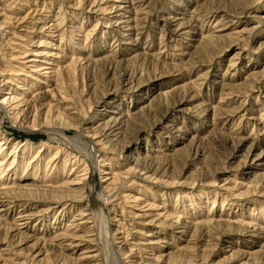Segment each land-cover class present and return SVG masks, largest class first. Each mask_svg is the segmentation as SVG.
<instances>
[{
  "label": "rangeland",
  "instance_id": "374dc122",
  "mask_svg": "<svg viewBox=\"0 0 264 264\" xmlns=\"http://www.w3.org/2000/svg\"><path fill=\"white\" fill-rule=\"evenodd\" d=\"M119 1L0 0V264H264V0Z\"/></svg>",
  "mask_w": 264,
  "mask_h": 264
},
{
  "label": "bare ground",
  "instance_id": "6f19581e",
  "mask_svg": "<svg viewBox=\"0 0 264 264\" xmlns=\"http://www.w3.org/2000/svg\"><path fill=\"white\" fill-rule=\"evenodd\" d=\"M134 1H139V0H120L119 2H118V4L116 5V7H115V18L116 19H114L115 21H114V27H115V30H116V34H117V37H119V39L120 40H122V43L123 42H125V43H127L129 46H132L133 44H135V42H136V38L138 37V35H140L141 33H139V29H140V26L136 23V21H134V20H136L135 18H137V17H135L134 18V13H135V8H134V6H133V2ZM149 1V0H148ZM136 4H138V3H136ZM137 11V10H136ZM146 15H148L147 13H140L139 14V17H138V19H140V21H138V22H140V23H145V18H142L141 19V17H143V16H146ZM262 20H264V17H262L261 18ZM166 20H169V18H167ZM178 18H170V23L172 24V26L173 27H175V26H177L178 28L176 29V31L177 30H179V31H182V30H180L181 29V27H182V25H183V23L182 24H179V23H177L178 22ZM228 26H230V25H228ZM227 26V27H228ZM171 27V26H170ZM221 31H222V29H221ZM211 41V40H210ZM121 42V41H120ZM212 42V41H211ZM124 45V44H123ZM207 72V71H206ZM205 73V72H204ZM165 93V92H164ZM114 113H116L118 116L117 117H115L116 115H114L113 117H111V118H109L106 122H104L103 124H100V126H102L100 129H101V132H102V135H101V137H103V139H101L100 141L99 140H96V139H98V137L99 138H101L100 136H97L98 134H97V132L96 131H94V129L95 128H86V131L91 135V138L92 139H90V140H92V142L93 143H95V146H96V153H98L99 155L101 154V153H103L104 151H106L107 149H109V148H107L108 146H110L109 145V143L110 142H112V141H114V140H110L111 139V137L110 138H108L107 137V135H110L111 133L113 134V135H111L113 138H115L118 134H119V127L116 125V123L117 124H120V123H122L124 120H122V119H124L125 117H127L128 115H130V113H127L126 111H125V113H118V112H114ZM252 118V117H251ZM255 120V119H254ZM111 124H113V126H111ZM98 126V125H97ZM96 126V127H97ZM95 132V133H93V132ZM45 132H47V135L49 134L50 135V137L51 138H53V139H58V140H60V141H62V142H64V143H66V144H68L70 147H71V149H72V151H73V163H75V161H76V159H77V157H80V158H82V160H84V162L85 163H90V167L92 168V162H93V159L95 160V156H96V153H95V151L94 152H91L89 149H88V146H87V143H83V140L81 139V135H79V133L78 134H76V135H71V136H69V135H67V133H65L63 130H60V131H52L51 129L50 130H47V131H45ZM50 132H52V133H50ZM83 135V134H82ZM103 140H107L106 142H104ZM86 142V141H85ZM47 145V144H46ZM89 145V144H88ZM29 147V146H28ZM107 148V149H106ZM111 150V149H110ZM105 155V154H104ZM71 156V157H72ZM6 159V158H5ZM143 160H147V158L146 157H143L142 158ZM64 161H66V160H64ZM133 161H137V158L135 159V160H133ZM81 162V161H80ZM83 162V163H84ZM23 164V163H22ZM95 165V164H94ZM48 165H46V167H47ZM255 166H258V167H261L262 169L264 168V154H263V156H260V157H258V161H257V163H255ZM65 166H63L62 168H64ZM90 168V169H91ZM93 169V168H92ZM45 170H46V168H45ZM61 170V169H60ZM34 175V177L35 178H33V180H40V178L41 177H39L38 175H37V173H35V174H33ZM37 177V178H36ZM46 179L47 178H42L41 180L42 181H46ZM55 183V182H54ZM56 184L57 183H55V184H53L52 186L51 185H48V186H43V187H45V188H48V189H50L51 190V193H53V194H60V196H58V195H56L55 196V198L54 199H56V200H58V201H64V200H68V201H71L70 199H66V198H64V197H61V189L64 187V185H62V186H60V185H57L56 186ZM55 185V186H54ZM13 186V185H12ZM20 186H17V188H11V189H7V188H5V189H0V195H1V192H8L9 190H12V192H13V189H18ZM32 187H34V186H32ZM36 188H42V186H35ZM53 187V188H52ZM21 188H25V187H21ZM72 191V190H71ZM91 193V192H90ZM80 201V200H79ZM238 205V204H237ZM241 205V204H240ZM240 205H238V206H240ZM25 213V212H24ZM79 216H81V215H83V212L80 210V213L78 214ZM26 215H19L18 217L19 218H23L22 220H24V219H26V217H25ZM25 217V218H24ZM227 218H229L228 216H227ZM110 221V220H109ZM226 221V223H229V221L226 219L225 220ZM88 223H91L90 222V218H87V220H84L83 222H81V223H77L76 225L74 224V223H72L71 225H74V226H72L71 228L68 226V228H70V229H73V228H76V226H78L79 224H88ZM219 224V223H223V222H221V220H212V219H210L209 220V224ZM251 222H249L248 221V225L250 224ZM18 224V223H17ZM16 224V225H17ZM18 225H22V223L21 224H18ZM104 226V225H103ZM102 226V227H103ZM106 227H107V225H106ZM105 227V228H106ZM67 228V229H68ZM85 231L83 232L84 233V235L83 236H81V237H79V236H76L74 233H71L70 235H69V237H72L73 239H80L81 241H85V242H87L89 245H92V240H91V235H92V233H91V231H90V229H91V227L89 226L88 227V225H86L85 227ZM107 229V228H106ZM69 230V229H68ZM104 231V230H103ZM105 232V231H104ZM104 232H102V234L104 233ZM107 233V232H106ZM105 233V235H107ZM89 234V235H88ZM116 234H118L116 231H114V234L113 235H116ZM104 235V234H103ZM105 237V236H104ZM107 237V236H106ZM97 239V238H96ZM104 239V238H103ZM106 239V238H105ZM108 239V238H107ZM117 238H115V237H113V240L115 241ZM123 242H121V243H123V245L125 244V240L123 239L122 240ZM151 244V242L150 243H148V245H150ZM93 246V245H92ZM74 247V246H73ZM129 251H132L131 249L129 250ZM129 253H131V252H129ZM125 254V253H124ZM131 254H129V256H130ZM90 257L91 258H96L97 257V250H96V247H95V249H94V254H92V255H90ZM125 257V256H124ZM67 257L65 256V257H63V258H61L60 260H61V263L62 264H64L65 263V259H66ZM68 259V258H67ZM128 258H126V260H127ZM128 261H130V264H139V263H137V262H133L132 260H128Z\"/></svg>",
  "mask_w": 264,
  "mask_h": 264
}]
</instances>
